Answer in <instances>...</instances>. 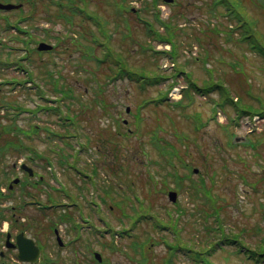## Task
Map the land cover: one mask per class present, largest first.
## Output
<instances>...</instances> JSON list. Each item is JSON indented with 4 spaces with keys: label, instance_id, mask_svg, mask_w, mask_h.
Masks as SVG:
<instances>
[{
    "label": "rangeland",
    "instance_id": "obj_1",
    "mask_svg": "<svg viewBox=\"0 0 264 264\" xmlns=\"http://www.w3.org/2000/svg\"><path fill=\"white\" fill-rule=\"evenodd\" d=\"M215 1L175 0L171 6L149 5L148 13L143 9L142 1L127 0L126 6L133 5L136 9H142L138 13L143 18L153 17L150 14L158 9L162 18L171 13L176 15V25L187 34L181 36L182 42H180L181 39L175 42V49L179 50V56L175 58V62L178 61L182 67H185L184 71L187 74L190 73L191 79L196 81L198 86L205 87L213 80L220 82L228 90L229 98L233 100H226L222 110L214 107L216 101H223L222 90L219 88L209 94L194 90L189 97V101L192 100L190 103L185 104L187 100H182L183 105L187 106L183 108L174 104L176 100H170L169 104L160 107H140L144 104L142 97L154 96L157 89H161L163 93L169 92L167 82L148 88L147 91H141L128 80H110L108 83L104 81L110 72V66L112 68L116 66L110 61H116L118 53H124L129 60L133 59V64L146 70H154L156 66L162 64L166 66L169 61L165 59L166 55L154 52L157 50V43L146 37L142 24H135L130 14L127 16L132 24L130 34L126 38H121L114 28H111L113 24L109 27L96 19V23L99 24L96 30L95 25L89 23L92 30H96L95 34H92L93 37L86 42L87 49L91 50L89 59L93 58L92 51L95 46L90 45L93 43L99 49L98 62H103L97 65L82 63L80 52L69 50L68 43L63 41L49 52L28 57L24 62L25 71H17L13 64L14 56L22 57V52L13 51L12 48L7 49L8 46L4 47L2 44L4 41L6 44L19 45L9 38L14 36V33L0 23V61L7 63L5 60L7 57L11 62L10 64L0 63V99L8 101L6 95H12L25 105L23 112L14 111V115L19 117L18 121H15L19 128L28 129L31 125L39 126V134L33 136L35 140L33 148L36 153H40L37 163L40 162L39 165L46 167L50 176L49 178L47 175L49 180H45L39 187L30 188L32 191L42 188L41 191H43L37 195L33 194V198L51 192L53 182L61 190L66 189L68 193L75 195L72 198L79 199L81 206L92 207L94 209L92 213L84 211L85 208H81L78 212H83L84 217L94 224L95 229L90 228V230L106 229V226H110V233L96 230L94 242V247L105 255L110 264H141L136 262L137 253H132L129 248V246L132 247L134 238L138 241L133 243V248L138 251L139 257L146 254V257L150 258L146 264L150 262L157 264L158 260L167 256V248L170 245L181 244L178 236L183 238L182 241L186 239L190 246L205 249L206 256L212 264H253V261L246 263L248 260L244 259V253L235 255L236 249L240 248L239 244L223 242L228 249H223L218 254L204 244L205 228L197 224L215 227L216 215L222 232L228 235H231L232 231L239 234V240L243 245H240L241 247L252 249L258 247L261 241L264 242V192H262L264 188L260 185L261 183L264 185V120L250 121L248 114L239 112L238 116L232 105L237 100L241 101L242 107L243 105L258 107L249 94L259 96L264 101V62L250 52L248 47L244 46L246 51L238 46L234 39L226 35V21L211 13L217 7ZM241 1L243 2L241 6L245 7L247 15L257 20V29L264 36V7L262 6L264 0ZM113 8L119 9L118 1L102 0L100 3L99 0H91L90 9L93 11L98 9L104 18L110 20L113 18L111 21L116 20L111 15ZM37 12H42V9L38 8ZM34 14H32L33 19L30 20L32 25L28 26L30 31L32 30V42L40 37L34 24L39 27L49 26L43 18L37 19L35 18L37 14ZM74 20L79 21L80 18L75 17ZM153 23L155 29L161 31L160 24ZM115 24L121 26L120 19H117ZM61 29L63 30L59 24L52 26L51 35L55 36ZM144 39L150 45H147ZM47 40L50 41L49 43L56 44L54 38ZM139 44L152 50H141ZM99 46H103L104 50ZM192 46L194 48L189 52L191 56H184ZM48 61L51 64H48ZM47 68L49 71H46ZM185 75L181 73L176 78L175 85L184 87ZM10 79L19 81L33 79L35 82L42 83L39 89L42 96H38L39 93L32 80L24 85L6 84L10 83ZM55 80L59 83L67 80L68 86L73 91L69 94L73 93L78 99L74 97L61 99L54 89ZM58 90L68 92L69 88L59 87ZM57 99L60 105L56 104ZM38 105L47 106V108L39 111ZM52 105L61 107L66 112L67 109L70 110L69 113L72 116L62 118L69 119L68 122L72 126L62 124L56 111L49 108ZM127 107L129 112H126ZM59 114L64 116L63 113ZM5 118L6 116L2 120ZM231 118H237L239 125L232 123ZM123 120H127V123L125 124ZM59 123L65 129H62ZM248 126L255 129L251 131ZM55 129L59 131L54 133L55 138L48 139L49 132ZM117 132L122 134L118 135ZM151 133H157L155 138L158 140L153 141ZM166 146H171L173 150L171 165L166 164L161 157L163 148ZM7 155L5 160L10 164L30 158L29 155H22L16 160V155L8 152ZM73 164L77 169L71 168ZM120 164L124 165L122 172L121 169L116 170ZM193 167H197L200 172L193 174L191 172ZM49 169L55 173V178L51 176ZM85 173L93 174L92 181L83 176ZM210 175L212 176L207 177ZM202 179L204 180L201 181ZM202 184L207 189V195L215 199L213 206L210 204L208 207L203 206L204 199L198 195L201 193ZM253 184H259V192L252 190ZM53 193L57 192L53 190ZM104 193L110 194L111 197L104 196ZM132 193L139 198L134 213L147 212L143 208L144 203L147 202L155 207L159 220L165 226L175 227L172 224L175 220L178 227L184 231H179L175 239L169 228L162 233L151 224L141 223V218L136 227L130 229L131 221L129 220L133 216L132 205L134 204ZM120 194H128V196L121 198ZM61 195V199H64L62 202H72L70 196L62 193ZM174 196L177 197L175 204L171 203V198ZM17 197L22 195L17 194ZM98 197L106 199V204L110 206L109 211L102 206L95 207ZM100 201L104 200L100 199ZM212 207L219 210L217 214L210 212ZM67 211L72 212L75 218L74 208ZM27 212L34 213V209H28ZM61 212L64 215V211L61 210ZM204 212L211 213L205 221L200 218ZM100 213L106 216L107 223L100 221L98 217ZM149 213L152 214V212ZM123 214H128L129 218ZM101 218L104 219L102 215ZM37 219L40 220L42 217L37 216ZM79 219V215H76L78 222ZM71 226L70 223L58 226L64 239H73L79 232H83L80 235L85 240L86 231H79L80 227H76L74 232H71L68 229ZM113 229L116 232L114 236H112ZM31 232L33 230L28 231L32 235ZM218 233H212L209 238L215 241L218 237H223V234ZM47 236L48 248L52 250L54 238H50V234ZM99 240L107 241L115 248L106 250L102 244H99ZM222 251H228V253H222ZM75 254H79L78 251ZM232 255H235L234 258ZM73 257L76 262L79 261L78 257ZM178 257L172 264H190L187 256Z\"/></svg>",
    "mask_w": 264,
    "mask_h": 264
},
{
    "label": "flooded vegetation",
    "instance_id": "obj_2",
    "mask_svg": "<svg viewBox=\"0 0 264 264\" xmlns=\"http://www.w3.org/2000/svg\"><path fill=\"white\" fill-rule=\"evenodd\" d=\"M17 233L18 231L0 232V264H71L74 260L73 258H68L67 251H63L67 248V245L62 248L61 245L59 246L55 243L56 246L53 245L52 250H49L48 244L43 243L41 247L37 244L39 247V257L35 258L34 263L21 261L18 256ZM8 236L10 238L9 242H7ZM82 261L93 264L92 258H82Z\"/></svg>",
    "mask_w": 264,
    "mask_h": 264
},
{
    "label": "trees",
    "instance_id": "obj_3",
    "mask_svg": "<svg viewBox=\"0 0 264 264\" xmlns=\"http://www.w3.org/2000/svg\"><path fill=\"white\" fill-rule=\"evenodd\" d=\"M230 13L232 14L231 22L233 23V28H234L233 30L236 31L237 33L238 43L243 44L244 46L248 47V49L252 53L256 54L257 58L259 59L262 58L264 60V48H263L264 46L262 45L263 43L261 44L259 42V39L256 37V34H255L256 32L254 30V23L250 22L247 18H245L246 15L245 13H243L242 8L240 9L231 8L229 9V14ZM170 54L174 55L175 50L173 49ZM69 93H71V91H69ZM69 93H63L64 97H73ZM251 114H260L261 116H264V108L257 109ZM201 181H203V179ZM249 252L252 255H256V252L254 251H249ZM258 252L264 253V247H259Z\"/></svg>",
    "mask_w": 264,
    "mask_h": 264
}]
</instances>
